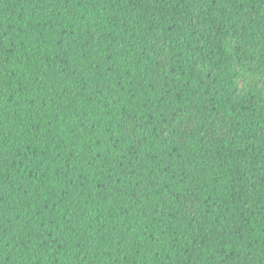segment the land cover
Here are the masks:
<instances>
[{
	"label": "trees",
	"instance_id": "trees-1",
	"mask_svg": "<svg viewBox=\"0 0 264 264\" xmlns=\"http://www.w3.org/2000/svg\"><path fill=\"white\" fill-rule=\"evenodd\" d=\"M0 264H264V0H0Z\"/></svg>",
	"mask_w": 264,
	"mask_h": 264
}]
</instances>
